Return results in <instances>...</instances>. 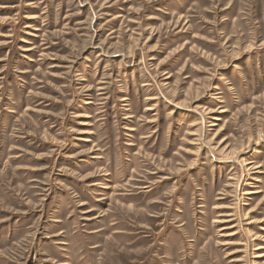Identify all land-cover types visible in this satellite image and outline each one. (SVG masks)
<instances>
[{
	"label": "rangeland",
	"instance_id": "obj_1",
	"mask_svg": "<svg viewBox=\"0 0 264 264\" xmlns=\"http://www.w3.org/2000/svg\"><path fill=\"white\" fill-rule=\"evenodd\" d=\"M0 264H264V0H0Z\"/></svg>",
	"mask_w": 264,
	"mask_h": 264
},
{
	"label": "bare ground",
	"instance_id": "obj_2",
	"mask_svg": "<svg viewBox=\"0 0 264 264\" xmlns=\"http://www.w3.org/2000/svg\"><path fill=\"white\" fill-rule=\"evenodd\" d=\"M215 222H217V220H215Z\"/></svg>",
	"mask_w": 264,
	"mask_h": 264
}]
</instances>
